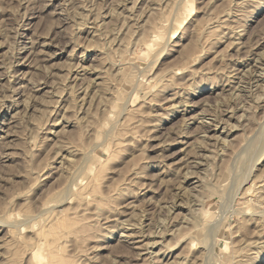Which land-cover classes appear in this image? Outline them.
<instances>
[{
    "label": "rangeland",
    "instance_id": "obj_1",
    "mask_svg": "<svg viewBox=\"0 0 264 264\" xmlns=\"http://www.w3.org/2000/svg\"><path fill=\"white\" fill-rule=\"evenodd\" d=\"M263 134L264 0H0V264H264Z\"/></svg>",
    "mask_w": 264,
    "mask_h": 264
},
{
    "label": "bare ground",
    "instance_id": "obj_2",
    "mask_svg": "<svg viewBox=\"0 0 264 264\" xmlns=\"http://www.w3.org/2000/svg\"><path fill=\"white\" fill-rule=\"evenodd\" d=\"M238 1V0H237ZM242 2V1H241ZM244 2V1H243ZM246 4V3H245ZM242 6V5H241ZM239 9V8H238ZM237 11V10H236ZM232 21V20H231ZM226 22V21H225ZM232 29V28H231ZM224 33V32H223ZM261 73V72H260ZM260 73H257L258 75H256V74H254V71H253V74H254V77L256 78L257 76H258V79H259V76H260ZM261 77H263V76H261ZM257 79V78H256ZM187 101V100H186ZM178 105V104H177ZM204 121V120H203ZM215 127H217V125H215ZM260 132V131H259ZM257 133V132H256ZM258 134V133H257ZM264 135V134H263ZM206 136V135H205ZM262 136V135H261ZM259 138H261V137H259ZM255 139H257V138H255ZM258 140V139H257ZM256 140V141H257ZM250 142V141H249ZM255 142V141H254ZM259 141H257V143H258ZM254 144V143H253ZM256 144V143H255ZM260 144V143H259ZM263 144V143H262ZM202 145V144H201ZM247 145V144H246ZM250 145H251V143H250ZM249 146V145H248ZM252 147H253V145H251ZM253 148H257L256 146H254ZM243 149V148H242ZM241 149V150H242ZM257 149H259V148H257ZM252 150V149H251ZM239 151V150H238ZM247 151H248V149H247ZM247 151H246V153L244 154V155H246L247 154ZM261 151V150H260ZM263 151V150H262ZM237 152V151H236ZM251 152V151H250ZM259 152V151H258ZM251 153H249L248 155H250ZM242 156H244L243 154H241ZM254 155V154H253ZM245 158H246V156H244ZM260 157V156H259ZM86 158V157H85ZM85 158H83L84 160H85ZM87 158H88V156H87ZM198 158V157H197ZM241 158H243V157H240V159ZM245 158H243L242 160L243 161H247V158L245 159ZM245 159V160H244ZM237 159H235L234 161H236ZM252 160V158L250 159V161ZM243 161H242V163H243ZM204 162V161H203ZM207 163V162H206ZM246 163H248V162H246ZM196 164V163H195ZM235 164V163H234ZM77 169V168H76ZM75 171V170H74ZM198 171V170H197ZM242 171V170H241ZM241 171L239 172V173H241ZM245 172V171H244ZM249 173V172H248ZM191 174V173H190ZM197 174V173H196ZM247 174V173H246ZM71 175V174H70ZM188 176V175H187ZM186 176V177H187ZM204 176V175H203ZM206 176V175H205ZM202 178V177H201ZM205 178V177H204ZM241 178V177H240ZM75 179V178H74ZM72 180V179H71ZM263 180H264V178H263ZM74 181V180H73ZM233 181V180H232ZM234 182V181H233ZM232 182V183H233ZM71 183H72V181H71ZM231 183V184H232ZM201 184V183H200ZM230 184V185H231ZM237 184V183H236ZM251 184V183H250ZM229 185V184H228ZM240 185H241V183H240ZM83 186V185H82ZM195 186V185H194ZM260 186V185H259ZM262 186V185H261ZM185 187V186H184ZM70 188V187H69ZM68 188V189H69ZM231 188V187H230ZM238 188V187H237ZM88 189V188H87ZM188 188H186V190H187ZM227 189V188H226ZM239 189V188H238ZM185 190V191H186ZM63 191V190H62ZM183 192V191H182ZM180 193V194H183V193ZM196 192V191H195ZM199 192V191H198ZM197 192V193H198ZM61 193V192H60ZM71 193H72V191H71ZM175 193V192H174ZM196 193V194H197ZM245 193V192H244ZM260 193V192H259ZM179 194V195H180ZM236 194V193H235ZM241 194V193H240ZM57 195H59V193H57ZM86 195V194H85ZM178 195V194H177ZM191 195V194H190ZM61 196V195H60ZM197 196V195H196ZM234 196V195H233ZM262 196V195H261ZM58 197V196H57ZM63 196H61V198H62ZM65 197V196H64ZM181 197H182V195H181ZM202 196H200V198H201ZM263 197V196H262ZM261 197V198H262ZM68 198V197H67ZM176 198V197H175ZM185 198V197H184ZM188 198V197H187ZM192 199H194V198H192ZM235 199V198H234ZM237 199H239V198H237ZM259 199V198H258ZM60 200V199H59ZM176 200V199H175ZM181 200V199H180ZM185 200V199H184ZM183 200V201H184ZM186 201H187V199H186ZM193 201H195V200H193ZM203 201V200H202ZM246 201V200H245ZM61 202V201H60ZM133 202V201H132ZM176 202V201H175ZM182 202V201H181ZM181 202H179V203H177V206L178 207H182V208H187V206H185L183 203H181ZM239 202V201H238ZM241 202V201H240ZM261 202V201H260ZM187 203V202H186ZM197 204H200V203H197ZM229 204V203H228ZM202 205V204H201ZM200 205V206H201ZM262 205V204H261ZM173 206V205H172ZM236 206V205H235ZM222 208V207H221ZM171 209V208H170ZM188 209H190V208H188ZM195 209V208H194ZM263 210V209H262ZM190 211V210H189ZM172 212V211H171ZM181 212V211H180ZM185 212V211H184ZM125 213V212H124ZM184 214V213H183ZM188 215V214H187ZM168 216V215H167ZM222 217V216H221ZM256 218V217H255ZM263 218H264V216H263ZM4 219V218H3ZM242 219V218H241ZM216 220V219H215ZM247 220V219H246ZM4 221H5V219H4ZM3 221V222H4ZM28 221V220H27ZM177 221L178 222H183V223H189L190 221H193L194 223H197V220H196V217H195V215H193V214H191L190 216H186V215H183V216H181V217H179L178 219H177ZM250 221H252V220H250ZM258 221V220H257ZM151 222V221H150ZM157 222V221H156ZM174 222H175V219H174ZM174 222L172 223V225L174 224ZM176 223V222H175ZM182 223V224H183ZM198 223H199V221H198ZM212 223V222H211ZM210 223V225H212ZM219 223H220V219L218 218V220H216L214 223H213V225L212 226H210V228L209 229H217L218 228V225H219ZM163 224V223H162ZM166 224V223H165ZM187 224H185V227H187L186 225ZM177 224H175L174 226L176 227V228H174L175 230H177L178 228H177V226H176ZM189 225V224H188ZM179 226H181V225H179ZM259 226V225H258ZM263 226V225H262ZM153 227V226H152ZM184 227V226H183ZM159 228V227H158ZM183 229H185V228H183ZM44 230V229H43ZM150 231V230H149ZM152 231V230H151ZM185 231H186V229H185ZM125 232V231H124ZM139 232V231H138ZM175 231H173V229H171L170 227H169V224L167 225V226H165V228H163V229H159L158 231H155V233H154V235H153V237H152V239H150V240H147V241H145V238H143V239H138V240H136L135 242L137 243V245H135V247H136V249L138 250V253L137 254H139V255H141V254H143V253H149L150 255H152V254H154L153 255V259L151 258V260H154L155 261V259H154V257H157V258H160V259H162V260H166V262H165V264H183L184 262H183V259L182 260H180V259H177V254L176 255H174L173 256V253H163V252H161V248L160 249H158V250H156L155 251V248L159 245V244H161L162 243V241L164 240V238H165V236L167 235V234H171V235H173V233H174ZM39 233V232H38ZM42 233V232H41ZM142 233V232H141ZM208 233H210L211 234V231L210 232H208ZM259 233V232H258ZM123 234V233H122ZM130 234V233H129ZM128 234V235H129ZM134 234V233H133ZM143 234H145L144 232H143ZM175 234L177 235L178 233H176L175 232ZM125 235H127V234H125ZM205 235V234H204ZM261 236V235H260ZM135 237H136V235H135ZM138 237V236H137ZM190 237V236H189ZM262 238V237H261ZM251 240V239H250ZM212 242L214 241V240H211ZM248 241V240H247ZM134 242V241H133ZM167 243H168V241H167ZM187 243V242H186ZM258 243V242H257ZM163 244V243H162ZM170 244V243H169ZM213 244H215V242L213 243ZM213 244H211V246L209 247V249H212V245ZM254 244V243H253ZM255 245H256V243H255ZM262 246V245H261ZM185 248V247H184ZM205 249V248H204ZM165 252V251H164ZM196 253V252H195ZM147 254H144V255H147ZM213 255V254H212ZM193 256V255H192ZM195 256V255H194ZM142 257V256H141ZM256 257V256H255ZM264 257V256H263ZM148 258V257H147ZM146 258V259H147ZM192 258V257H191ZM185 259V258H184ZM193 259V258H192ZM60 260H61V257H60ZM189 261H190V259H188ZM187 260V261H188ZM195 260V258L192 260V262ZM242 260L244 261V259L242 258ZM242 260H241V262H242ZM153 261V262H154ZM185 261V260H184ZM188 261V263H190ZM9 262V261H8ZM60 262V261H59ZM62 262V261H61ZM149 262H151V261H149ZM186 262V261H185ZM201 262V261H200ZM230 262H231V260H230ZM240 262V263H241ZM7 263V262H6ZM10 263V262H9ZM159 263V262H158ZM195 263V262H194ZM248 263V262H247ZM155 264V263H154ZM197 264V263H196ZM207 264V263H206ZM208 264H210L209 262H208ZM251 264H252V262H251Z\"/></svg>",
    "mask_w": 264,
    "mask_h": 264
}]
</instances>
